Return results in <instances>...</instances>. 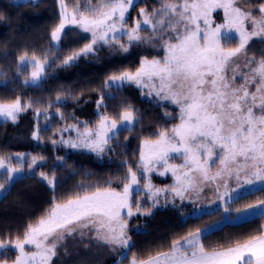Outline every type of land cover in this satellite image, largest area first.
<instances>
[{
  "label": "snow or ice",
  "instance_id": "snow-or-ice-1",
  "mask_svg": "<svg viewBox=\"0 0 264 264\" xmlns=\"http://www.w3.org/2000/svg\"><path fill=\"white\" fill-rule=\"evenodd\" d=\"M60 2L63 8V0ZM134 3L135 0H103L93 7L91 0H87L86 10L91 19L77 6L79 19L73 15L72 23L78 24L84 32H91L92 42L79 53L68 56L64 64L72 63L79 55L92 53L98 40L109 43V32L114 34L113 40L115 33L124 32L126 13ZM217 9L223 10L224 22L213 27L211 16ZM140 15L144 17V25L152 24L153 32L158 24L162 28L167 25L173 33L164 41L165 55L163 59L144 58L135 73L113 74L108 83L132 82L138 87H147L149 94L154 91L156 97L176 104L180 110L179 124L170 130L158 131L155 140H145L141 145L140 159L144 171L153 170L152 161L164 165L165 172L170 170L175 177L179 187L174 190L181 196L187 188H198L218 179L225 181L224 187L233 177L238 184L264 182V55L258 61L247 56L249 42L254 37L264 39V2L253 11L242 10L237 6V0H178L176 3L165 0L151 14L142 8ZM248 21L251 22V31L245 26ZM64 26L65 13L62 11L61 23L51 33L53 41L60 39ZM140 28L138 20L135 27L126 32L129 43L154 38L138 35ZM236 37L237 47L223 46L222 41L231 42ZM118 47L128 51L124 44ZM241 54L246 72L241 70L239 63ZM20 59L21 63L26 62L25 57ZM32 63L36 70L31 73V79L38 81L43 65L35 60ZM103 99L101 97L97 102V107L101 106ZM23 107L19 98L11 103H0V117L15 121ZM134 112L131 107L126 108L119 116V125L116 119L109 120L106 115H101L94 131L86 130L80 134L85 138L82 145L103 152L104 146L121 127L137 122ZM33 135L35 137L36 133ZM69 143L71 147L81 146ZM170 153L183 157V163L170 165ZM217 161L220 168L211 174L210 168ZM35 162L34 157L32 163ZM4 167L5 159L0 157V168ZM17 171L16 167H8L9 178ZM129 177L130 183L123 184L122 193L114 188H97L91 194H76L75 198L64 203L53 202L50 213L35 226L28 225L22 239L17 238L14 244L0 242V249L18 251L12 264H51L60 241L71 236L78 225L88 227V224L79 223L84 218H89L91 224L100 225L96 229L97 239L130 248L131 237L126 232L127 223L122 222L121 209H128L127 217L134 215L129 198L132 185L138 184V179L131 169L125 179ZM146 187L151 188L150 183ZM3 188L4 185L0 184V189ZM255 207L264 208V200L248 206ZM93 214L98 219H91ZM105 228L107 232L101 235ZM201 231L189 233L183 244L173 243L170 252L158 253L147 260L133 259L131 264H238V261L264 264V235L252 237L242 244L237 242L234 247L224 250L206 251L200 242ZM26 245L34 246L35 251L26 250ZM3 255L5 253L0 252V256ZM3 264H7L6 259Z\"/></svg>",
  "mask_w": 264,
  "mask_h": 264
},
{
  "label": "trees",
  "instance_id": "trees-1",
  "mask_svg": "<svg viewBox=\"0 0 264 264\" xmlns=\"http://www.w3.org/2000/svg\"><path fill=\"white\" fill-rule=\"evenodd\" d=\"M63 4L76 11L78 6L79 11L88 14L87 0H63ZM91 4L98 6L100 0H91ZM0 17V102L11 103L19 98L24 106L15 121L0 120V157L14 165H18L15 155L19 152L38 159L34 173L14 178L0 196L2 242L21 239L28 225L48 214L53 202L64 203L76 194L97 188L119 190L127 182V171L137 168L140 142L174 124L177 113L136 84L126 82L105 87L110 75L134 70L143 56H149L140 48L131 47L125 56L116 57L104 44L94 53L79 55L72 63L64 64L65 57L86 43L87 37L75 25H69L59 43H51V33L60 20L56 0H0ZM24 55L46 60L43 77L37 84L23 81L30 70L28 65L19 64ZM101 97L103 103L97 107ZM129 107L135 110L137 122L120 128L103 152L82 144L70 146L69 142L74 143L76 138L72 128L93 127L101 115L116 119ZM38 173L52 177V186ZM261 200H264V187L233 199L228 212L232 214ZM179 203L158 208L148 216H136L134 221L143 230L129 229L132 246L118 261L109 264H131L133 259L145 260L170 250L178 239L223 215L224 209L219 207L183 218L188 206ZM263 224L264 215L239 223H224L202 235L200 242L206 251L227 248L260 234ZM1 258L9 257L5 254Z\"/></svg>",
  "mask_w": 264,
  "mask_h": 264
},
{
  "label": "rangeland",
  "instance_id": "rangeland-1",
  "mask_svg": "<svg viewBox=\"0 0 264 264\" xmlns=\"http://www.w3.org/2000/svg\"><path fill=\"white\" fill-rule=\"evenodd\" d=\"M13 2H22L26 0H12ZM140 1V2H139ZM57 2V10L59 12V23L57 24L56 28L61 23V12L64 11L65 13V26L68 27L69 25H75L76 28L80 29L87 37L86 43L83 45L77 47V50H74L73 53H79L81 49L84 48L85 45L90 44L92 42V33L91 32H84L82 28L78 26V24L72 23V17L73 15L76 16V19H79V12L76 10H70L64 5L62 8L60 0H56ZM103 2V0H100V4ZM165 2V0H135V3L129 8V11L126 13V22L123 25L124 32H117L115 33V39H111V37L114 35L112 32L108 33V37L110 39L109 43H104V41L98 40L97 44L94 46V53L96 51V48H98L100 45H106V50L111 52L113 56L121 57L125 56L127 53H129L130 48H140L144 54L149 53V56H143L140 61L144 58H147L148 60L153 59H163L165 55V48H164V41L168 39L170 35H173V33L170 32V30L167 28V25H165L163 28L160 25H156V30L153 32V26L152 24L144 25L143 19L144 17L140 15V10L146 9L147 13L151 14L154 9H159L161 7V4ZM168 2L176 3L178 0H168ZM264 2V0H237V6L240 7L242 10H253L255 11L260 3ZM142 3V4H140ZM139 4V5H138ZM137 6V7H136ZM91 19V15L88 13L86 14ZM129 15V17H128ZM256 15H259L258 12H256ZM211 19L214 21L213 27H215L216 24H221L224 22V13L222 9H217L212 13ZM141 22V28L138 32V35H140L143 38L147 37H154L151 40L144 39L142 41H132L129 43L128 35L126 34L127 31H130L132 28L135 27L137 21ZM201 26L203 27V22L201 21ZM246 28H248L249 31H251V22L248 21L245 24ZM119 27V25H118ZM63 29V31H64ZM182 29V26H181ZM63 31L60 34V37L63 33ZM78 37V35H77ZM161 37H163L161 39ZM60 40V39H59ZM58 41H53L51 36V43L53 45H57L59 43ZM171 42H175L174 40ZM119 44H124L128 51H123L121 48L118 47ZM222 44L226 48H233L238 46V37L231 40V42H224L222 41ZM84 54L85 56L92 54ZM70 54V55H72ZM68 55V56H70ZM264 55V39L260 37H254L249 44L247 45V56L249 58L255 57V59L258 61L261 56ZM66 56L65 59L68 57ZM24 63H21V59H19V64L28 65L30 67L29 75L27 78H25L23 81L28 84H37L40 79L43 77V71L46 66V60L42 59L38 56H26ZM39 61L43 65V71L41 72V78L38 81H32L31 79V73L36 70L34 67V64L32 61ZM140 61L138 64V67L134 70H124L119 71L115 73L116 75H119L122 72H131L135 73V71L140 67ZM239 63L241 64V70L247 71V69L243 68L244 63V57L243 54H241V57L239 59ZM231 75V73H229ZM112 76V75H110ZM109 76V77H110ZM109 77L105 80V87L112 86L116 87L126 82H116L114 84L108 83ZM241 81L239 77L237 78V84H239ZM132 83V82H130ZM135 84V83H133ZM143 91L149 95L150 89L147 87H142ZM254 90V89H253ZM106 93V92H105ZM151 94L155 95V92H151ZM152 95V96H154ZM160 99L159 97H157ZM161 100V99H160ZM1 103V102H0ZM166 105L170 106V108L175 109L177 113V121L172 124L171 126H168L166 129L170 130L175 125L180 123L179 119V107L176 104L171 103L170 101L163 100V102ZM124 111V110H123ZM121 111L119 115L116 117L118 125L120 124L119 116L123 112ZM39 111L35 114V120L38 119ZM100 119V118H99ZM114 118H109V120H112ZM0 120H12L11 118H5L0 117ZM100 122V120H99ZM97 122L93 127H82L81 129L77 130L76 128H72V131L76 135V138L74 140V143L76 144H82V141L85 139L80 134L84 133L86 130H95L99 124ZM132 125H128L126 127H131ZM124 128V127H121ZM165 130V129H164ZM157 137L148 138L145 140H155ZM145 140H142L139 144V152H138V164L136 169H131L133 172H136L138 184L132 185V191L130 194V203L132 204V212L134 213L133 216L127 217L126 213L128 209L124 208L121 209V217L122 222L127 223L128 227L126 229V232L129 236V229L134 231H140L143 230L142 225L134 221V218L136 216H148L153 211H155L158 208H163L168 205H178L181 204L180 202L186 203L188 206V211H186L182 217L186 218L188 216H198L205 212H211L214 210H217V208L222 207L223 215L218 220H215L205 226H203L201 229V236L220 227L224 223H239L242 221L249 220L250 218L264 215V208L262 207H255V208H248L249 205H255L259 202H255L253 204L246 205L238 210H235L232 214H229V205L231 201L238 196L247 193L252 192L258 188L264 187V182L261 181H255L253 184H244V183H237L235 178L233 177L230 180H227V187H224L225 181L223 179H218L216 181L207 182L204 184H201L198 188H187V190H184L181 195H177L175 188L179 187L177 185L176 179L173 176L172 172L169 170L165 172V166L162 164H156L154 161L150 162V166L153 168L151 171H144V168L142 166V161L140 159V153H141V145ZM71 141V140H70ZM25 152H19L15 155V158L18 162V165H14L9 160H5V167L0 168V184L4 185V188L8 186V184L14 179L19 176H22L24 174H30L34 173L35 166L37 164L38 159L34 155L25 156ZM147 154V153H146ZM170 158L168 163L170 165H180L183 163V157L177 156L175 153L169 154ZM36 158V162L32 163L33 158ZM8 167H16L19 169V171L12 173L11 178H9V174L7 172ZM220 168V164L217 161L215 166L210 168V173L215 174L218 169ZM186 169H181L180 171H185ZM160 173H164V175H160ZM38 176L42 179H44L49 186H52L53 182L52 177H47L46 175H41L38 173ZM127 177H128V171H127ZM243 179V177H242ZM126 183H130V177L127 179ZM150 183L151 188L146 187ZM0 189V196L4 192L5 189ZM108 189L103 188L101 190ZM120 193L123 192V185L119 190H116ZM86 193V194H91ZM85 195V194H83ZM81 195V196H83ZM75 198V197H74ZM177 199L179 201H177ZM137 205H139V211L137 210ZM178 207V206H177ZM50 211L48 212V214ZM47 214V215H48ZM46 215V216H47ZM44 216V217H46ZM43 217V218H44ZM91 219H98L95 214L91 217ZM38 223V222H37ZM37 223H35L32 226H35ZM82 224H88V227H80L77 226V230L71 235L65 237L64 240L60 241V243L57 246L56 249V256H54L51 260V264H109L113 260L118 261L121 257H123L126 254L127 248H122L119 245L114 244H107L102 239H97V232L96 229L100 227L99 224H91L89 223V218H84L82 221L79 222ZM262 230H264V224L262 225ZM261 230V233L254 236L259 237L261 235H264V231ZM197 231V230H196ZM196 231H193L191 233H195ZM107 232V229L101 230V235H104ZM188 236V234L186 235ZM182 237L175 241L174 243L183 244L184 238ZM200 236V237H201ZM23 238V237H22ZM21 238V239H22ZM249 240V239H248ZM247 241V240H246ZM244 241V242H246ZM11 242L14 244L15 240H11ZM242 242V243H244ZM2 243L8 244L9 241H2ZM241 243V244H242ZM230 246V247H234ZM26 250L28 251H35L34 246L26 245ZM228 248V247H227ZM226 249V248H225ZM168 251H171L168 250ZM0 252L5 253L9 258H6L7 264H12V262L15 259V256L18 254V251L14 248L10 249H0ZM247 255L245 256V259H247ZM5 259H0V264H3V261ZM238 264H243V261H238Z\"/></svg>",
  "mask_w": 264,
  "mask_h": 264
},
{
  "label": "crops",
  "instance_id": "crops-1",
  "mask_svg": "<svg viewBox=\"0 0 264 264\" xmlns=\"http://www.w3.org/2000/svg\"><path fill=\"white\" fill-rule=\"evenodd\" d=\"M225 248H223V249H218L217 251H220V250H224ZM164 252H170V251H164ZM164 252H160V253H164ZM158 254V253H157ZM157 254H155V255H153V256H156ZM153 256H151V257H153ZM145 260H147V259H145Z\"/></svg>",
  "mask_w": 264,
  "mask_h": 264
}]
</instances>
